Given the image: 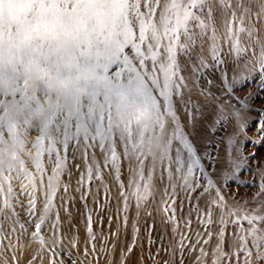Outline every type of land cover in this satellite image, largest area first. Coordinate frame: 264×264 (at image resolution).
I'll return each mask as SVG.
<instances>
[{"label":"snow or ice","instance_id":"snow-or-ice-1","mask_svg":"<svg viewBox=\"0 0 264 264\" xmlns=\"http://www.w3.org/2000/svg\"><path fill=\"white\" fill-rule=\"evenodd\" d=\"M254 11L259 25L253 22ZM257 27L264 29V0H0V177L7 193L12 192L10 180L20 179L11 176L13 171L35 185L36 176L22 160L25 154L41 174L39 182L54 195L64 170L56 145L67 149L74 143L107 153L113 164L120 158L117 149L138 167L147 161L154 170L167 160L184 186L194 187L190 178L200 167L201 148L192 136L201 133L194 116L191 131L187 116L181 123L180 103L185 108L189 103L182 92L187 78L181 74V54L195 51L199 41V65L206 67L205 45L216 60L223 30L239 62L221 76L231 99V85L242 73L258 67L264 76V38L254 37ZM213 116V125L232 126L229 136L239 130V114L223 100ZM33 131L36 136L29 141ZM44 152L54 165L47 181L42 178ZM245 161L238 149L229 152L225 146L216 183H208L217 187L234 177ZM260 174L264 180V168ZM148 191L145 185L138 199H146ZM251 199L255 206L241 214L252 246L260 251L255 257L249 252L247 264L256 259L264 264V182ZM29 204L35 212V199ZM10 207L5 200L3 208ZM48 211L45 205L37 232Z\"/></svg>","mask_w":264,"mask_h":264},{"label":"rangeland","instance_id":"rangeland-1","mask_svg":"<svg viewBox=\"0 0 264 264\" xmlns=\"http://www.w3.org/2000/svg\"><path fill=\"white\" fill-rule=\"evenodd\" d=\"M255 15L254 11L253 22L259 25L260 21L255 19ZM257 29L254 37L264 38V29L261 30L260 27ZM219 34L221 35L217 40L219 43L216 44V60L211 58V52L205 45L202 55L205 58L206 67L199 65L201 59L199 41L195 51L190 50L188 53L181 54L180 57L181 74L187 78V88L182 89V92L184 98L189 100L187 107L184 106L185 113L183 111L184 102L181 101L180 111L182 115L189 118L188 129L192 127V118L195 117L196 130L201 133H194L192 136L201 148L200 167L194 168L193 177L190 178L195 186L185 187L180 179L181 173L177 172L172 175L173 172L168 167L170 172L167 175L171 174L173 177H167V181L164 180L166 183L163 186L167 184L166 188H163L162 193L157 196L155 206L152 207V211H149V220L144 221L149 224L143 226L141 231L138 230V233H134L135 244L131 250L135 252L129 264H247L251 260L249 252L255 257L260 251L252 246L253 242L245 231L249 225L242 218L241 209L245 207L251 209L255 206L251 198L257 193L261 182H264L260 174L261 169L264 168V76L259 75L258 67L251 74L242 73L231 85L232 94L229 99V93L224 90L226 86L222 83L221 76L223 72H227L229 67L234 68L239 62L233 54H230L223 30ZM245 63H247L246 60ZM239 66L243 67V64ZM222 100L231 105L232 111L239 114L237 122L239 130L231 136L229 134L232 133V126L228 122H225L224 128H221L219 124L213 125L211 122L215 120L213 108L218 106ZM203 130H207L206 135L203 134ZM30 134L35 138V131ZM229 138L232 144H227ZM225 146L229 152L238 149L239 153L246 157V161L235 170L234 177L223 179L217 187H212L208 181L213 179L214 173L222 166ZM56 152H59L63 159L68 160L71 166L69 176L71 181H75L78 167L74 164L76 163L74 144L67 149L56 145ZM249 153H253L255 158ZM104 154L106 160H112L107 153ZM22 160L24 166L36 176V179H40L41 174L34 168L29 157L22 154ZM41 160L45 168L43 175L49 177L54 167L52 158L44 152ZM117 161L115 164L111 161V168L109 166L107 168L116 170L117 173L114 170L113 175H115L114 179L119 182L121 171L118 168L120 163ZM18 175L19 180H10L13 185L12 206L4 209L3 203L0 202V209H2L0 210V264H116L109 261L107 254L109 243L106 240V230L108 223L113 222L111 219L106 220L110 214L105 204L108 197L106 187L91 186L99 180L98 175L83 179L73 193L78 209H76V219L69 215L66 220L70 232L66 239L60 238L65 231L56 215H51L46 222L41 224L39 232L50 231L49 234H53L56 240V244L48 248L47 257L36 253L29 255V251L32 252L30 238L39 233L35 225L40 223L42 210L45 205H48L50 196L48 200L44 198L42 200L40 195H44V192L39 194L35 185L29 184L28 180L24 179L22 172H18ZM213 183H216L214 179ZM220 196L224 197L223 201L220 200ZM30 199L36 201L35 212L29 211ZM115 212L119 214V210ZM231 212H236V215H229ZM150 222L155 225H151ZM78 223L83 226L82 229ZM164 223H171L175 227L169 230L170 233H164L162 229ZM149 225L152 229L148 228ZM82 230L86 231L88 239H84L83 235L86 234ZM241 237H244L247 243ZM147 249L148 252H152V256L151 252L149 255L148 252L146 253ZM253 264H259V260L256 259Z\"/></svg>","mask_w":264,"mask_h":264},{"label":"bare ground","instance_id":"bare-ground-1","mask_svg":"<svg viewBox=\"0 0 264 264\" xmlns=\"http://www.w3.org/2000/svg\"><path fill=\"white\" fill-rule=\"evenodd\" d=\"M261 30H263V29H261ZM219 35H221V34H219ZM218 40H219V38H218ZM219 45H221V44H219ZM185 57H186V55H185ZM181 104L182 103H180V106H181ZM184 109L185 108L183 105V111L185 113ZM181 115L182 114L180 111V116ZM182 116H185V115H182ZM182 116H181V123H183ZM188 120H189V118H188ZM188 124H189V122H188ZM190 129H192L191 126H190ZM190 129H189V131H190ZM28 140L29 141L34 140L33 136L31 137V134H29ZM29 147H31L30 144H29ZM121 151H122V149H117V155L120 157L118 159V161L120 163L118 168L121 171V173H120L121 180L119 182L114 179L115 175H113V173H114L115 169L110 170L107 168L108 166L110 167V165H111L110 163L112 160H109V159L106 160L104 158V156L100 154V150H98V149H93V148L84 149L81 145L74 143V152H75L74 155H76L75 156L76 157V163H74V164H76L78 167V172L75 174V181H71V178L69 176V173H70L69 169L71 166L69 165L68 160L64 159V170H63V174L61 176V183L57 187L55 194L52 195L51 193H49L48 189L45 187V185L39 182L41 178L36 179L35 188L39 192V194H40V192H44L43 193L44 195H40V198H42V200H43V198H44V200H48V197L50 196L49 197V203L47 205L49 211L46 215L44 222H46L51 215H56L58 217L59 221L61 222V225L65 231V234L61 235L60 238L66 239L68 237V233H70L69 229L67 227L66 220H67L69 215H72L74 217V219H76V211H77L76 209H78V204H77L75 198L73 197V193L75 192L78 184H80L83 181V179L84 180L86 178L90 179V178H93L96 175H98L99 180H97L91 186L97 188V186L103 185L106 187V194L108 195V197H107V200L105 201V204H106L107 209L109 208L108 212L110 213L109 216H107L106 220L111 219V221L113 222V223H108L107 230H106V240L109 243L108 251H107L108 252L107 253L108 259H109V261L111 260L116 264H129L130 263L129 260L135 252L134 250L133 251L131 250V247L135 244L134 233L135 232L138 233L137 232L138 230H140L143 226H145V225L147 226L149 224V223H145L144 221L149 220L148 219L149 211L152 209V207L155 206L157 196L160 195V193H162L163 188H166L167 184L165 185V187L163 186L166 183V182L164 183V180L166 179V181H167V177H173L172 176L173 173H172V175L171 174L167 175V173L170 172V169L168 171L169 162L167 160L164 162L163 165H161L160 163H157L156 168L153 170L150 166H148L147 161H145L144 166L138 167L136 160H134V159L129 160V159L124 158L123 156H120ZM82 153H86V154L82 155ZM23 155L25 157H28L25 154H23ZM104 155H106V154H104ZM106 158H107V156H106ZM74 168H76V167H74ZM76 169H74V170H76ZM90 170H91V172H90ZM72 171H73V169H72ZM115 172H116V170H115ZM138 172L143 173V178H141V176L137 174ZM17 175H18L17 171H13L11 173L12 177H16ZM120 176H119V178H120ZM42 178L45 181H47L48 175L47 176L43 175ZM13 180H14V178H13ZM13 180H11V181H13ZM10 183H11L12 192L10 194H8L6 191L8 185L4 182L3 178L0 177V186H3V188L5 189V191H0V202L4 203L5 200H8L9 204L12 206L13 185H12V182H10ZM145 185L149 186V191L146 194L147 198L146 199H138V196L144 192V186ZM64 189H66V190H64ZM115 210H119V214H116ZM117 215H118V218H117ZM177 224H179V223H177ZM47 225H48V223H47ZM151 225H155V224L151 223ZM163 225H164L162 228L163 232L164 233L165 232L170 233V231H171L170 229L173 227V225L171 223H164ZM79 227H81L80 229H82L83 226H81V224H79ZM176 227L178 228V226H176ZM148 228H151V226ZM155 228H157V227L155 226ZM182 228H183V226H182ZM146 229H147V227H146ZM177 230H179V229H177ZM83 232L86 234V235H83V236H85L84 239H86V238L88 239V237H87L88 235H87L86 231H83ZM100 232H101V230H100ZM149 232H150V229H149ZM49 233H50V231L45 232L42 230V232H39L37 234L32 235V237L30 238L32 252L29 251V255H30V253H34V254L36 253L39 256L47 257L46 254L48 252V248H50L51 246L56 244V240L53 237L54 235L49 234ZM80 235H82V234H80ZM98 235H97V237H98ZM103 237H104V235H103ZM182 237H183V235H182ZM182 237H180V238H182ZM145 238H146V236H145ZM162 239H163V236H162ZM165 239H166V237H165ZM140 241H141V239H140ZM144 244H145V242L143 243V245ZM146 246H147V244H146ZM153 247H154V244H153ZM98 249H99V247H98ZM135 249H137V247H135ZM100 251H101V249H100ZM147 252H148V249H147L146 253ZM150 252H148V255ZM100 253L98 255H100ZM151 254H152V252L150 253V255ZM144 255H145V253H144ZM142 256H140V258ZM143 257H145V256H143ZM41 258H43V257H41ZM161 259H163V258H161ZM156 261H157V259H156ZM138 262H140V261H138ZM146 263H148V262L146 261ZM161 263H162V261H161ZM139 264H141V263H139Z\"/></svg>","mask_w":264,"mask_h":264}]
</instances>
